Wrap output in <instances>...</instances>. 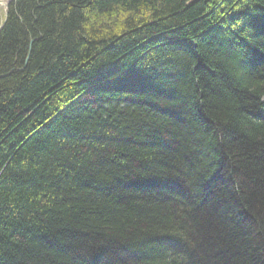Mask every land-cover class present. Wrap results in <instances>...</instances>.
<instances>
[{"label": "trees", "instance_id": "16d2710c", "mask_svg": "<svg viewBox=\"0 0 264 264\" xmlns=\"http://www.w3.org/2000/svg\"><path fill=\"white\" fill-rule=\"evenodd\" d=\"M0 264H264V0L10 1Z\"/></svg>", "mask_w": 264, "mask_h": 264}, {"label": "rangeland", "instance_id": "374dc122", "mask_svg": "<svg viewBox=\"0 0 264 264\" xmlns=\"http://www.w3.org/2000/svg\"><path fill=\"white\" fill-rule=\"evenodd\" d=\"M7 3H8V0H0V23L3 21L5 17Z\"/></svg>", "mask_w": 264, "mask_h": 264}, {"label": "water", "instance_id": "95a60500", "mask_svg": "<svg viewBox=\"0 0 264 264\" xmlns=\"http://www.w3.org/2000/svg\"><path fill=\"white\" fill-rule=\"evenodd\" d=\"M8 1H10V0H8ZM7 5V4H6ZM4 22V21H3ZM3 22L0 24V28H1V26L3 25Z\"/></svg>", "mask_w": 264, "mask_h": 264}, {"label": "flooded vegetation", "instance_id": "af4514ba", "mask_svg": "<svg viewBox=\"0 0 264 264\" xmlns=\"http://www.w3.org/2000/svg\"><path fill=\"white\" fill-rule=\"evenodd\" d=\"M12 1V0H11ZM9 4V3H8ZM8 7V6H7ZM6 13H7V8H6ZM6 16V15H5Z\"/></svg>", "mask_w": 264, "mask_h": 264}]
</instances>
